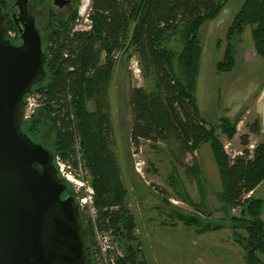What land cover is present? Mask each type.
Returning <instances> with one entry per match:
<instances>
[{
  "label": "trees",
  "instance_id": "obj_1",
  "mask_svg": "<svg viewBox=\"0 0 264 264\" xmlns=\"http://www.w3.org/2000/svg\"><path fill=\"white\" fill-rule=\"evenodd\" d=\"M9 1L0 0V9L8 31L16 34L10 39L15 43L19 42V34L7 14L11 9ZM228 1L89 0L90 27L76 31L72 23L79 0L59 36L51 37L47 31H39L46 75L32 88L31 94L39 97V110L23 122L22 130L33 142L42 143L41 132L47 129L51 141L49 146L41 145L53 157L59 154L74 166L77 165L75 156L79 154L92 190L93 217L79 207L77 197L81 195L74 193L66 180L64 183L90 235L92 264H97L99 253L96 233L109 231L122 250L115 264H149L121 179L108 103L117 55L141 9L131 45L121 63L129 61L131 50L139 61L143 79L151 88L129 89L130 145L137 151L145 141L154 146L158 142L175 141L182 152H191L208 144L222 187V209L228 214L234 242L243 250L244 264H264V197L252 196L264 181V143L251 152L245 147L240 155L230 158L216 131L231 139L236 134L238 121L223 117L218 125H209L201 118L196 100L202 55L199 30L206 21L215 19ZM246 27H250L255 54L264 58V0H244L228 27L227 46L222 59L216 63V73L233 69L231 40L240 36ZM250 131L259 133L258 121L252 123ZM242 139L247 146V137ZM124 161L128 171L126 153ZM185 173L198 176L199 168L192 165ZM129 177L137 200L133 178ZM168 179L178 197L199 209L189 199L175 169ZM161 200L173 209L172 219L195 228L199 234L221 228L203 224L199 217L184 215L165 199ZM234 208L240 209L237 217L230 215ZM141 221L143 224L142 218Z\"/></svg>",
  "mask_w": 264,
  "mask_h": 264
},
{
  "label": "rangeland",
  "instance_id": "obj_2",
  "mask_svg": "<svg viewBox=\"0 0 264 264\" xmlns=\"http://www.w3.org/2000/svg\"><path fill=\"white\" fill-rule=\"evenodd\" d=\"M14 1L10 0L9 4L11 5ZM243 2L244 0H229L218 16L206 21L199 30L202 55L196 100L200 116L207 124L216 126L223 117L238 121L236 134L231 139L224 136L220 130L216 131L218 139L230 158L240 155L245 147L251 152L258 144L264 143V58L254 52L250 39V27H246L240 36L231 40L234 55L233 69L230 72L218 74L215 68L227 46L225 38L228 27ZM88 3L89 0H80L78 3L77 16L72 23L74 27L78 24L77 28L86 29L90 25L85 20L86 14H79L84 7L85 10L88 9ZM40 9L41 12L38 10L32 12L37 18V29L42 31L45 9L43 7ZM76 20L79 23L76 24ZM130 56H135L131 50ZM132 86L143 87L146 90L151 88V84L144 80L142 75L138 78L134 77L129 69V61H124L120 65L116 79V118L124 154L126 153L128 173L134 182L138 211L143 219L144 230L155 263L244 264L243 250L234 242L228 214L222 209L220 201L222 187L209 145L204 144L191 152H182L175 141L158 142L155 146L145 141L136 153L129 142L132 117L127 93ZM89 109H93L91 104ZM38 110L39 107L33 114H36ZM255 120L259 123L258 134L250 131V126ZM243 136L247 137V146L242 143ZM40 138L42 143L48 145L51 141V133L43 129ZM55 156L69 163L78 175V178L66 181L74 193L87 199L84 208L79 207L93 217L88 202L92 190L87 183L88 177L82 167L79 154L75 156L76 166L68 158L63 159L59 154ZM138 160L144 162L140 172L135 167ZM192 165L199 168L198 176L186 175V168ZM173 169L177 172L189 199L199 209L178 197L170 186L168 178ZM76 180L80 183L79 186L75 183ZM252 196L264 197V181L256 188ZM161 199H165L175 207V210L184 215H195L203 224L219 225L221 228L199 234L195 228L185 227L172 219L170 214L173 209L165 205ZM239 212V208H234L231 209L230 215L237 217ZM262 218L264 220V212ZM240 232L243 234V231ZM99 234L100 232L96 233L97 245L100 242ZM111 238L114 246L122 254L118 242L112 235Z\"/></svg>",
  "mask_w": 264,
  "mask_h": 264
},
{
  "label": "water",
  "instance_id": "obj_3",
  "mask_svg": "<svg viewBox=\"0 0 264 264\" xmlns=\"http://www.w3.org/2000/svg\"><path fill=\"white\" fill-rule=\"evenodd\" d=\"M28 1L16 0L18 17L13 20L21 24L19 45L7 38L0 9V264H92L90 235L74 197L62 198L67 185L54 166L53 155L22 130L25 97L46 75L41 34L28 12ZM141 12L117 55L108 103L117 162L137 233L148 263L156 264L126 169L116 118V79Z\"/></svg>",
  "mask_w": 264,
  "mask_h": 264
},
{
  "label": "built area",
  "instance_id": "obj_4",
  "mask_svg": "<svg viewBox=\"0 0 264 264\" xmlns=\"http://www.w3.org/2000/svg\"><path fill=\"white\" fill-rule=\"evenodd\" d=\"M82 13L86 14L85 20L88 21V23L90 24V21L88 20L89 7L87 10H85V7H84L82 10L79 11V14H82ZM77 23H79L78 20H76V24ZM76 26L74 27V30L76 31L87 30L90 27L89 25L88 28L86 29H79ZM6 35L8 39H14L16 36L14 31H8ZM129 69L131 70V73L133 74L134 77L136 78L140 77L141 67H140L137 57L133 56L129 59ZM38 99L39 97L34 94H29L25 97V119L24 121L28 120L33 115L35 109L39 107L40 104H39ZM53 163H54V166L56 167V170L59 176L62 179L70 181L72 180V178L74 179L78 178V175L72 170L71 165H69V163L65 161H62L59 156L53 157ZM143 165H144V162L142 160L136 161L135 167L138 172L141 171ZM75 183L78 186L80 185V183L77 180L75 181ZM90 192L92 195V191ZM91 195L88 197V202L90 203L89 208L91 212L94 214V209L91 206L92 205ZM78 200H79V206L81 208H84V206L87 204V199L80 197L78 198ZM98 237H99L100 242L97 245V247L99 248V253L96 257L97 264H115L116 258L120 257L121 253L114 246L110 232H100Z\"/></svg>",
  "mask_w": 264,
  "mask_h": 264
},
{
  "label": "flooded vegetation",
  "instance_id": "obj_5",
  "mask_svg": "<svg viewBox=\"0 0 264 264\" xmlns=\"http://www.w3.org/2000/svg\"><path fill=\"white\" fill-rule=\"evenodd\" d=\"M61 3H63L62 6H59L58 3L55 4V0H29L28 1V12L35 18V24L37 27V18L36 16L33 15L35 11H40L41 12V7L45 9V14L44 16V22L42 26V31H47L51 37H57L60 32L64 30V26L67 25V22L77 6V3L79 0H58ZM9 10H7V14L13 19H17L18 17V8L16 6V0L11 3ZM2 12V11H1ZM3 14V13H2ZM14 22V20H13ZM15 25V28L18 31V28L21 27V24L19 23L18 25ZM41 31V30H39ZM15 45H19L20 42H15ZM42 142V141H41ZM38 143V142H35ZM46 143V142H45ZM40 144H44L40 143ZM67 196H72L71 191L69 187L67 186L66 192L62 194V198H65Z\"/></svg>",
  "mask_w": 264,
  "mask_h": 264
},
{
  "label": "crops",
  "instance_id": "obj_6",
  "mask_svg": "<svg viewBox=\"0 0 264 264\" xmlns=\"http://www.w3.org/2000/svg\"><path fill=\"white\" fill-rule=\"evenodd\" d=\"M198 75H199V73H198ZM198 79V78H197ZM133 87V86H132ZM129 92V91H128ZM127 99H128V93H127Z\"/></svg>",
  "mask_w": 264,
  "mask_h": 264
}]
</instances>
